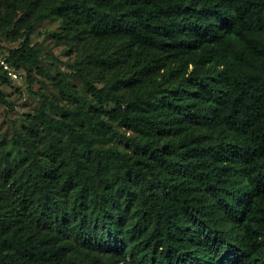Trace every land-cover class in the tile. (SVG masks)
Listing matches in <instances>:
<instances>
[{"label":"trees","instance_id":"16d2710c","mask_svg":"<svg viewBox=\"0 0 264 264\" xmlns=\"http://www.w3.org/2000/svg\"><path fill=\"white\" fill-rule=\"evenodd\" d=\"M47 19L84 91L30 87ZM11 30L40 106L0 140V264H264V0H0Z\"/></svg>","mask_w":264,"mask_h":264},{"label":"rangeland","instance_id":"374dc122","mask_svg":"<svg viewBox=\"0 0 264 264\" xmlns=\"http://www.w3.org/2000/svg\"><path fill=\"white\" fill-rule=\"evenodd\" d=\"M60 27L58 19H47L34 27L31 43L39 46L40 62L39 67L31 71L30 87L33 91L56 94L61 84L84 91L73 69L66 65L71 62L75 51L71 53L67 45L58 40ZM22 39L18 30L0 33V58L6 59L8 50L17 47ZM16 74L15 78L8 75L7 82L0 80V92L11 104V108L0 104V140L5 138L8 141L14 130L22 133L40 106V98L28 90L26 72L19 69Z\"/></svg>","mask_w":264,"mask_h":264},{"label":"built area","instance_id":"2783aa9c","mask_svg":"<svg viewBox=\"0 0 264 264\" xmlns=\"http://www.w3.org/2000/svg\"><path fill=\"white\" fill-rule=\"evenodd\" d=\"M0 67L6 71V73L9 75V76H12V77H16L17 74H16V70L11 67V65H9V63L6 61V59H1L0 58Z\"/></svg>","mask_w":264,"mask_h":264}]
</instances>
